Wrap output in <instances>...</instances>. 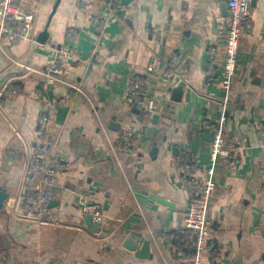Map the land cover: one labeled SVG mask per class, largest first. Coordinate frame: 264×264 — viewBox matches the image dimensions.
Listing matches in <instances>:
<instances>
[{
	"label": "crops",
	"instance_id": "0c3cea01",
	"mask_svg": "<svg viewBox=\"0 0 264 264\" xmlns=\"http://www.w3.org/2000/svg\"><path fill=\"white\" fill-rule=\"evenodd\" d=\"M15 2L34 24L27 40H1L0 87L20 92L0 94V264H192L186 244L171 240L189 201L176 160L189 155L200 175L209 164L207 124L223 114L227 146L241 151L235 169H216L208 214L219 261L201 264H264V0L251 2L229 94L208 74L207 53L214 46L222 63L225 0H119L100 33L89 18L106 3ZM64 47L74 61L60 59ZM54 62L63 73L43 75ZM136 72L148 76L156 100L150 123L125 101ZM43 102L54 107L48 152H63L69 166L57 175V198L29 217L20 206L36 182L30 157ZM124 130L136 152L118 148ZM79 196L100 205V233Z\"/></svg>",
	"mask_w": 264,
	"mask_h": 264
},
{
	"label": "built area",
	"instance_id": "2783aa9c",
	"mask_svg": "<svg viewBox=\"0 0 264 264\" xmlns=\"http://www.w3.org/2000/svg\"><path fill=\"white\" fill-rule=\"evenodd\" d=\"M96 3H106L108 11L94 13L89 20L96 32L100 33L109 23V15L112 8L119 0H95ZM252 0H225L226 14L222 25L225 43L223 48L222 63L217 60V51L214 46L207 51L210 58L208 74L215 78L225 94L231 92L233 79L238 69V49L242 29L249 26V14ZM34 16L31 11H24L15 0H0V48L2 39L11 42L27 40L32 35ZM62 60L74 61V53L68 48L59 51ZM26 71H33L31 67L22 65ZM148 70L154 67L148 66ZM63 73V65L60 62L52 63L43 75L52 77ZM171 73V72H170ZM167 76L169 72H167ZM126 103L138 110L145 123H150L157 112L155 98L151 95L149 78L141 73L130 75ZM19 86L4 84L0 87V94L17 95ZM53 106L50 102H43L41 117L37 126V139L33 146L30 165L36 175L35 185L27 190L21 199V213L24 216L40 215L51 201L57 198V175L68 169V157L63 152H48V132ZM226 115L220 117L217 122L208 125L211 136L208 152L209 164L200 175L195 171V161L189 155L182 154L177 157L182 170V177L186 181L188 194L187 206L179 212L180 229L178 238L186 244V249L192 251V264H201L205 259L219 261V253L216 250V242L213 238L212 224L209 218L211 194L216 188L215 172L221 166L224 169H235L239 163L241 147L227 146L224 136ZM118 148L124 152H136L134 135L128 130L121 131L116 140ZM78 207L84 217H89L91 223L100 229L105 223L101 207L94 200L78 197ZM100 233V231H99Z\"/></svg>",
	"mask_w": 264,
	"mask_h": 264
},
{
	"label": "water",
	"instance_id": "95a60500",
	"mask_svg": "<svg viewBox=\"0 0 264 264\" xmlns=\"http://www.w3.org/2000/svg\"><path fill=\"white\" fill-rule=\"evenodd\" d=\"M252 1L254 2V0H252ZM56 6H57V4H56ZM56 6L53 8V11H55ZM53 11H52V13H53ZM222 14H223V16L226 14V8L225 7L222 8ZM47 36H48L47 29H45L44 31H42L41 33H39V35H38V37H37L36 40L39 43L44 44L46 42ZM179 95H180V92H177V91H174L173 92V98L174 99L179 100ZM136 112L138 113V110H136ZM210 139H211V137H210ZM149 198L152 199L153 201L157 202V203L160 202L162 204H165V205H169L170 206V204L167 202V200L164 199V198H162V197H159V196L158 197L150 196ZM86 223L90 226V228H91V230L93 232L99 233L100 228L98 226L92 224L91 223V219L89 217H87ZM129 242L130 241H127L126 242V245H129L128 247L132 249V245Z\"/></svg>",
	"mask_w": 264,
	"mask_h": 264
},
{
	"label": "trees",
	"instance_id": "16d2710c",
	"mask_svg": "<svg viewBox=\"0 0 264 264\" xmlns=\"http://www.w3.org/2000/svg\"><path fill=\"white\" fill-rule=\"evenodd\" d=\"M171 240H176V241H180L179 238H178V233L176 232V234H173L171 236Z\"/></svg>",
	"mask_w": 264,
	"mask_h": 264
}]
</instances>
